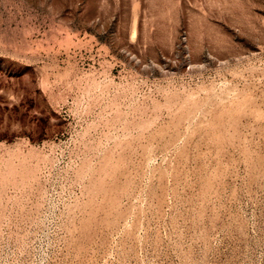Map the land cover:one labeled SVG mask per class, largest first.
<instances>
[{"label":"rangeland","instance_id":"rangeland-1","mask_svg":"<svg viewBox=\"0 0 264 264\" xmlns=\"http://www.w3.org/2000/svg\"><path fill=\"white\" fill-rule=\"evenodd\" d=\"M0 264H264V0H0Z\"/></svg>","mask_w":264,"mask_h":264}]
</instances>
